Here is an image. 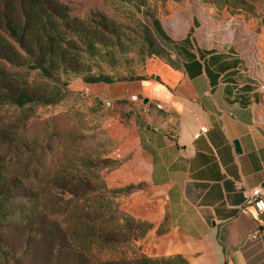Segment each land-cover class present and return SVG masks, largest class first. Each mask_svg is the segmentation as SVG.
Segmentation results:
<instances>
[{
  "label": "rangeland",
  "instance_id": "rangeland-1",
  "mask_svg": "<svg viewBox=\"0 0 264 264\" xmlns=\"http://www.w3.org/2000/svg\"><path fill=\"white\" fill-rule=\"evenodd\" d=\"M45 1L62 27L59 54L74 60H66L60 78L48 80L36 72L30 77L37 93L53 99L26 113L27 139L46 147L41 170L88 161L96 185L111 192L121 223L128 225L131 239L122 250L130 263L191 264L183 255L168 253L163 237L168 223L154 220L155 191L146 183L138 127L155 124L154 109H161L147 100L150 87L163 84L164 72L179 71L174 44L190 29L204 47L235 46L243 57H257L252 69L264 75V0ZM8 56L28 57L19 50ZM91 77L113 82H87ZM124 167L133 171L129 182ZM130 205L140 214L129 211Z\"/></svg>",
  "mask_w": 264,
  "mask_h": 264
},
{
  "label": "crops",
  "instance_id": "crops-1",
  "mask_svg": "<svg viewBox=\"0 0 264 264\" xmlns=\"http://www.w3.org/2000/svg\"><path fill=\"white\" fill-rule=\"evenodd\" d=\"M193 34L174 44L179 71L150 87L155 124L137 131L154 220L168 223V253L191 264H264L262 244L248 239L258 214L245 195L264 188V75L252 69L257 57ZM122 174L133 178L129 167Z\"/></svg>",
  "mask_w": 264,
  "mask_h": 264
},
{
  "label": "trees",
  "instance_id": "trees-1",
  "mask_svg": "<svg viewBox=\"0 0 264 264\" xmlns=\"http://www.w3.org/2000/svg\"><path fill=\"white\" fill-rule=\"evenodd\" d=\"M38 4L0 0V264H131L122 250L128 225L89 162L42 171L46 147L26 137L27 109L53 100L34 90L31 74L60 78L74 60L59 54L62 27L53 5ZM155 27L165 37L157 21ZM18 50L28 57L8 56Z\"/></svg>",
  "mask_w": 264,
  "mask_h": 264
},
{
  "label": "built area",
  "instance_id": "built-area-1",
  "mask_svg": "<svg viewBox=\"0 0 264 264\" xmlns=\"http://www.w3.org/2000/svg\"><path fill=\"white\" fill-rule=\"evenodd\" d=\"M260 91L264 93V83L260 84ZM245 195L248 203L255 206L258 214V228L248 236V239L260 242L264 250V188L245 191Z\"/></svg>",
  "mask_w": 264,
  "mask_h": 264
},
{
  "label": "water",
  "instance_id": "water-1",
  "mask_svg": "<svg viewBox=\"0 0 264 264\" xmlns=\"http://www.w3.org/2000/svg\"><path fill=\"white\" fill-rule=\"evenodd\" d=\"M147 101V100H146Z\"/></svg>",
  "mask_w": 264,
  "mask_h": 264
}]
</instances>
